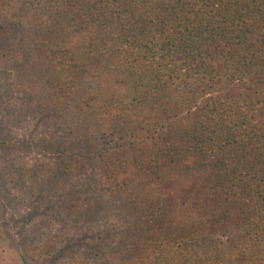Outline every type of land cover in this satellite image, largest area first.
Here are the masks:
<instances>
[{"label":"trees","instance_id":"trees-1","mask_svg":"<svg viewBox=\"0 0 264 264\" xmlns=\"http://www.w3.org/2000/svg\"><path fill=\"white\" fill-rule=\"evenodd\" d=\"M0 70L48 132L51 249L264 264V0H0Z\"/></svg>","mask_w":264,"mask_h":264},{"label":"rangeland","instance_id":"rangeland-1","mask_svg":"<svg viewBox=\"0 0 264 264\" xmlns=\"http://www.w3.org/2000/svg\"><path fill=\"white\" fill-rule=\"evenodd\" d=\"M10 86V77L7 78L0 70V264H70L72 259L76 260V264H87L85 260L93 259L99 250L105 252L108 244L105 239L96 240L91 235L78 249L75 248L76 240H68L69 235H66L65 241H69L71 251L62 248V240L55 242L51 249L49 241L53 239L58 222L61 221L49 228L42 214L30 213L33 208L39 209L42 204L48 203L44 195L37 196L39 189L35 192L31 190L32 186H36L32 174L36 166L40 165L38 161L50 158L36 151L33 142L41 140L43 143L48 132L27 113L19 121L18 117L17 122L11 121L13 102L16 108H20L25 99H22L21 92L10 89ZM52 215V212L48 213V217ZM65 225L67 228V223ZM66 233L63 232L62 236ZM122 248L116 240L114 243L109 242V251L122 254ZM27 254L31 256L28 261H24L23 257L27 258Z\"/></svg>","mask_w":264,"mask_h":264}]
</instances>
